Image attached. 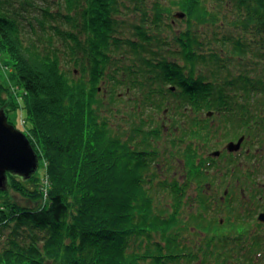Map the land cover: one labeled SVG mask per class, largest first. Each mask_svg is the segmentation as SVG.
<instances>
[{"label": "trees", "instance_id": "16d2710c", "mask_svg": "<svg viewBox=\"0 0 264 264\" xmlns=\"http://www.w3.org/2000/svg\"><path fill=\"white\" fill-rule=\"evenodd\" d=\"M179 11L186 26L171 35ZM0 52L26 91L22 113L50 180L42 187L37 169L22 174L26 180L9 173L0 186V264H176L180 257L240 264L239 253L226 248L247 228L244 220H209L212 243L196 247L166 235V217L202 229L198 218L207 214L182 211L195 202L208 207L215 197L203 189L214 183L205 155L190 157L191 165L187 157L191 177L155 180L167 127L159 113L193 109L197 120L203 111L220 112L237 142L242 127L252 137L264 131V0H0ZM66 60L81 65L79 77L77 68L63 69ZM234 111L244 126L227 115ZM122 114L130 122L116 131L110 118ZM182 128L193 135L199 126ZM202 129L208 144L209 128ZM154 186L172 192L171 203L159 207Z\"/></svg>", "mask_w": 264, "mask_h": 264}, {"label": "rangeland", "instance_id": "374dc122", "mask_svg": "<svg viewBox=\"0 0 264 264\" xmlns=\"http://www.w3.org/2000/svg\"><path fill=\"white\" fill-rule=\"evenodd\" d=\"M177 13H175L173 18L171 17L174 20L176 19L177 23L175 26L176 31L174 30L171 32V35L174 33H179L181 29L186 26V22L178 21L180 18H184L186 14L182 12L184 15L179 17L177 16ZM205 29L210 31L211 27H206ZM55 40H57V38H55ZM59 46L60 49L64 50V46L61 43ZM7 61L8 58L0 52V107L4 109L6 115L9 116H7L9 118L8 121L10 120L11 123L24 132V134L29 139L32 148L38 157L37 169L40 171L38 174L43 182L42 187H48L50 185V180L46 173H44L47 163L45 159L41 158L39 153L35 150L30 140V132L27 130L29 120L27 116H24L22 113V101L23 96H26V91L24 87L16 81L17 79H15L14 76L15 69L13 66H9ZM67 61L68 60L63 63V69L70 68L72 70L77 68L75 75L79 77L81 75V65H76L74 60ZM234 71L235 73H238L236 72V69ZM220 81L224 80L222 79ZM228 87L233 86L228 85ZM117 89V92L125 91L122 86H118ZM247 95H250L249 92ZM130 97L131 95L127 94V96H124V101L129 99L131 102ZM249 98V96H246V100ZM169 99L177 101V98L174 96H171ZM224 99L229 101L228 97H225ZM236 99L238 98L236 97ZM238 100L241 99L239 98ZM12 103L14 106L11 105ZM131 103H128V106H123V110L126 113H130ZM168 111L169 110H165L164 113H159L161 116L160 120H162V122L164 121L163 124H167V127L165 126L162 129L163 135L159 144V148L163 149L164 153H162L161 156L156 160L159 170H157L158 176L155 177V180H158L160 177H166L167 181H173L174 176H176L178 179H180V177L182 178L183 176L191 177L192 175H190L191 170L189 168L187 157H189L191 165L192 159L190 157L195 156V161H197L198 157H200L199 162H201L203 160L202 157L205 155L208 160L212 161V165L210 167H205H208L210 170H212L210 174L212 175L211 179L214 183L205 184L203 189L206 188L205 194L214 195L215 198L212 200L211 205H207L208 207L203 205L201 206V203L199 204L198 202H195L192 205L187 204L185 209L182 211L184 217L188 218V215L192 210L196 211V214L199 212L207 214V216H203V219H201L202 217L198 218L201 223L204 224L202 229H197L198 227L193 222L188 226L184 225V220L188 219L175 217V220L174 217H166V219H169L168 222H166V235H169L171 238H174L175 236L177 238L176 242L178 243L187 242L191 246L196 247V245H199L200 243H212L211 233L214 231L210 230L209 226L206 225L209 220L211 221L212 219L216 218L219 219L222 224L227 223L228 221L234 224L244 220L246 224L245 226H247V228L239 231L240 237L235 241L227 242L230 244L226 249L232 254L239 253L240 260L242 262H240V264H255L254 260H257L258 264H264V221L258 219L259 212L264 211V137L262 140V138L259 136L264 134V131H262L260 134H257L256 137H252L250 135V130L247 127L240 128L242 132L245 128L241 145L238 149L230 150L228 149L229 140L232 136L234 139L233 141L237 142L236 137H234L237 132H232L234 128H232L231 124L226 119L225 114L220 112H212L209 114L206 111H203L202 114H197V120H192V116L196 114L193 109L188 112L186 111L184 116L175 113V117L170 118H168ZM227 115L231 117L233 122L239 121L238 123L243 125L241 122L244 117L242 119V115L239 112L234 111ZM189 116H191L190 120L188 119ZM185 117L187 118V121ZM234 117H237L238 120L234 119ZM110 120L113 124V128L117 131L119 126L130 122V114L127 116H123V114L118 116L114 115L110 118ZM185 122L186 127L191 125L199 126L193 135H186L183 133L184 129L182 127L184 126ZM174 123L181 126V132H179L180 126L179 128L173 130L169 128V126ZM205 127L209 128V134L207 135L208 144H204L202 137L203 135L201 134V131L203 130L204 132L205 130L202 128ZM228 132L229 135L227 134ZM175 138H178V140ZM174 142L178 143L173 146ZM216 163L218 165H222L220 171L214 166ZM197 167L194 169L196 172H198ZM9 173H16V178L26 180L25 177L21 176L22 174L12 171L6 172V178L8 177V179L11 178V176L9 177ZM257 173L260 174L257 175ZM194 181L196 182L195 179ZM156 188L157 187L154 186L152 191L153 194L157 196H155V201L158 202L157 205L159 207L164 206L167 204L168 200H170L171 203L173 200L172 192H165L162 190L160 193H155ZM198 189L200 190L197 183L192 184L191 194H197L196 191ZM9 190L10 194L14 196L15 200L22 204H27L28 201L22 198L19 193L14 192V189L9 188ZM2 194L7 196L4 192ZM217 197L219 198L217 199ZM1 199L2 196H0V201ZM227 205H229V212ZM172 209L173 207H170L166 210V216ZM220 231L230 234L236 232V229H233L229 226H222V228L220 227ZM135 243H138L136 246L139 249L140 240ZM257 243L262 244L260 245ZM145 244L146 243H143V245ZM177 259L179 264H201V260L199 261L191 259L189 261L187 260V257H180Z\"/></svg>", "mask_w": 264, "mask_h": 264}, {"label": "water", "instance_id": "95a60500", "mask_svg": "<svg viewBox=\"0 0 264 264\" xmlns=\"http://www.w3.org/2000/svg\"><path fill=\"white\" fill-rule=\"evenodd\" d=\"M184 14L179 12L177 16ZM243 138L230 142L228 149H238ZM38 157L27 136L13 123L8 121L4 109L0 107V186L4 185L6 172L12 171L28 176L38 168ZM264 221V211L259 214Z\"/></svg>", "mask_w": 264, "mask_h": 264}, {"label": "flooded vegetation", "instance_id": "af4514ba", "mask_svg": "<svg viewBox=\"0 0 264 264\" xmlns=\"http://www.w3.org/2000/svg\"><path fill=\"white\" fill-rule=\"evenodd\" d=\"M261 212H259V214H260ZM259 214H258V219H259ZM260 220V219H259Z\"/></svg>", "mask_w": 264, "mask_h": 264}]
</instances>
